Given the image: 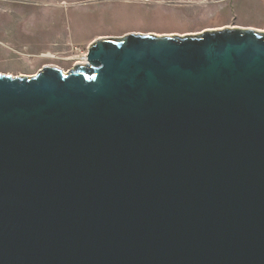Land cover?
Masks as SVG:
<instances>
[{
	"label": "water",
	"instance_id": "95a60500",
	"mask_svg": "<svg viewBox=\"0 0 264 264\" xmlns=\"http://www.w3.org/2000/svg\"><path fill=\"white\" fill-rule=\"evenodd\" d=\"M0 264H264V31L0 73Z\"/></svg>",
	"mask_w": 264,
	"mask_h": 264
},
{
	"label": "rangeland",
	"instance_id": "374dc122",
	"mask_svg": "<svg viewBox=\"0 0 264 264\" xmlns=\"http://www.w3.org/2000/svg\"><path fill=\"white\" fill-rule=\"evenodd\" d=\"M264 31V0H0V73L63 71L98 37L195 34L222 27Z\"/></svg>",
	"mask_w": 264,
	"mask_h": 264
}]
</instances>
